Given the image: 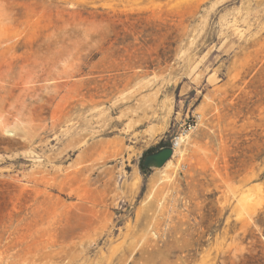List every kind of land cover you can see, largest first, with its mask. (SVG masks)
I'll return each mask as SVG.
<instances>
[{
    "label": "rangeland",
    "instance_id": "rangeland-1",
    "mask_svg": "<svg viewBox=\"0 0 264 264\" xmlns=\"http://www.w3.org/2000/svg\"><path fill=\"white\" fill-rule=\"evenodd\" d=\"M260 221L264 0H0V264H249Z\"/></svg>",
    "mask_w": 264,
    "mask_h": 264
},
{
    "label": "water",
    "instance_id": "water-1",
    "mask_svg": "<svg viewBox=\"0 0 264 264\" xmlns=\"http://www.w3.org/2000/svg\"><path fill=\"white\" fill-rule=\"evenodd\" d=\"M174 151L173 146L164 147L160 151L148 155L144 166L149 169L162 168L172 159Z\"/></svg>",
    "mask_w": 264,
    "mask_h": 264
},
{
    "label": "trees",
    "instance_id": "trees-1",
    "mask_svg": "<svg viewBox=\"0 0 264 264\" xmlns=\"http://www.w3.org/2000/svg\"><path fill=\"white\" fill-rule=\"evenodd\" d=\"M142 169L145 170L146 167L143 165ZM260 224L262 227H264V223L262 221H260ZM247 258L249 259V261H248L249 264H264V259L260 258V253H259V255L255 256V257L247 255Z\"/></svg>",
    "mask_w": 264,
    "mask_h": 264
},
{
    "label": "bare ground",
    "instance_id": "bare-ground-1",
    "mask_svg": "<svg viewBox=\"0 0 264 264\" xmlns=\"http://www.w3.org/2000/svg\"><path fill=\"white\" fill-rule=\"evenodd\" d=\"M75 106V105H74ZM185 139H186V137H180V138H178V140H177V147L176 148H178V146L180 147V145L182 144V143H184L185 142ZM83 166H85V165H83ZM85 170L86 169H80L79 171H78V174L79 175H84V172H85ZM77 171V170H76ZM76 173H74V175H75ZM71 176V175H70ZM110 176V175H109ZM78 177V176H77ZM76 176H74V178L76 179L77 178ZM88 176H85V178H87ZM89 178V177H88ZM113 178V177H112ZM72 179H73V176H72ZM74 179V180H75ZM81 179V178H80ZM82 180V179H81ZM87 180V179H86ZM10 181H12L13 182V180L12 179H10L9 180V182ZM112 181V180H111ZM86 182V181H85ZM110 182V181H109ZM85 185H86V183H85ZM83 186V185H82ZM85 203V202H84Z\"/></svg>",
    "mask_w": 264,
    "mask_h": 264
},
{
    "label": "flooded vegetation",
    "instance_id": "flooded-vegetation-1",
    "mask_svg": "<svg viewBox=\"0 0 264 264\" xmlns=\"http://www.w3.org/2000/svg\"><path fill=\"white\" fill-rule=\"evenodd\" d=\"M152 153H155V152H151L150 154H152ZM150 154H148V155H150ZM148 155H147V156H148Z\"/></svg>",
    "mask_w": 264,
    "mask_h": 264
}]
</instances>
